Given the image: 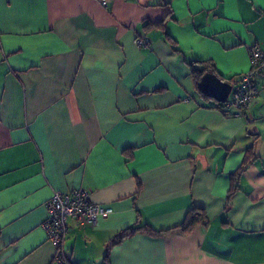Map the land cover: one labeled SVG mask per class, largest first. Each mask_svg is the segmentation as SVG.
I'll use <instances>...</instances> for the list:
<instances>
[{"label": "crops", "instance_id": "obj_1", "mask_svg": "<svg viewBox=\"0 0 264 264\" xmlns=\"http://www.w3.org/2000/svg\"><path fill=\"white\" fill-rule=\"evenodd\" d=\"M253 46L264 0H0V264H54L43 203L77 188L113 211L68 220L69 264H103L120 230L194 206L206 226L137 232L109 264H264V72L240 113L191 73L209 60L238 80Z\"/></svg>", "mask_w": 264, "mask_h": 264}, {"label": "built area", "instance_id": "obj_2", "mask_svg": "<svg viewBox=\"0 0 264 264\" xmlns=\"http://www.w3.org/2000/svg\"><path fill=\"white\" fill-rule=\"evenodd\" d=\"M138 46H147L150 39L139 36L135 39ZM250 69L242 73L232 85L229 96L223 104L226 110L245 109L259 93L256 76L264 72V48L250 47ZM46 215L41 223L48 241L54 249L53 263L69 264L64 254V242L68 234V220L76 219L80 224L94 225L100 217L109 215L113 209L90 199V191L85 188L66 192L54 190L43 203Z\"/></svg>", "mask_w": 264, "mask_h": 264}, {"label": "trees", "instance_id": "obj_3", "mask_svg": "<svg viewBox=\"0 0 264 264\" xmlns=\"http://www.w3.org/2000/svg\"><path fill=\"white\" fill-rule=\"evenodd\" d=\"M205 72H210L218 77H220L214 69V65L211 61L209 60H204V61H194L191 62V73L194 78L196 88L197 90L203 94V91L201 89L200 85V78ZM221 78V77H220ZM235 81L230 79L229 82L234 84ZM204 95V94H203ZM205 96V95H204ZM216 106L220 108L224 113H228V111L224 108L223 103H218L215 102ZM239 113L241 111H238ZM242 171V168L239 169L238 173ZM236 185H233V187L230 190L233 191L235 189ZM209 222L208 216L206 214V211L201 208V207H192L189 209L183 219V221L171 228L165 229V230H159L156 228L151 227L149 224L145 223L142 224L140 222H136L133 225H130L128 227H125L124 229L120 230L118 233H116L109 241L106 243L105 246V252L103 254V264H109V251L112 246L115 244L119 243L122 241L124 238L130 237L134 235L137 232H143L151 236H164L167 235L168 233H173V232H180L183 234L189 233L196 225H204L206 226ZM65 244V242H64Z\"/></svg>", "mask_w": 264, "mask_h": 264}, {"label": "water", "instance_id": "obj_4", "mask_svg": "<svg viewBox=\"0 0 264 264\" xmlns=\"http://www.w3.org/2000/svg\"><path fill=\"white\" fill-rule=\"evenodd\" d=\"M200 85L207 97L213 98L218 103L226 102L232 85L230 82L210 73L205 72L200 78Z\"/></svg>", "mask_w": 264, "mask_h": 264}]
</instances>
